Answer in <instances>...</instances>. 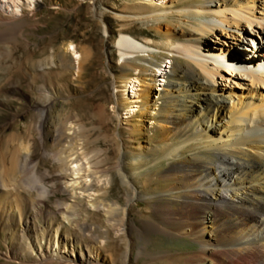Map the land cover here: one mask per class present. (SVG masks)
<instances>
[{"label":"rangeland","instance_id":"374dc122","mask_svg":"<svg viewBox=\"0 0 264 264\" xmlns=\"http://www.w3.org/2000/svg\"><path fill=\"white\" fill-rule=\"evenodd\" d=\"M27 1L15 0V8L0 0L5 20L0 22V264H123L129 245L128 264H147L151 254L176 260L195 252L191 237L142 233L145 222L159 223L155 208L184 197L161 194L171 183L164 178L170 166L158 159L170 145L160 143L153 121L174 58L154 30L156 18L165 15L145 14L185 3L35 0L28 6ZM182 15L187 26L203 19ZM120 33L153 40L149 55L135 60L153 71L147 80L137 73L118 80ZM67 44L75 47L76 60ZM152 100L158 106L144 111L143 101ZM194 152L187 149L175 162L217 161L212 152ZM128 171L137 173L145 198L124 215L131 191L118 174ZM110 208L118 226L128 225L111 229ZM108 241L109 251H103ZM140 246L146 252L137 259Z\"/></svg>","mask_w":264,"mask_h":264},{"label":"bare ground","instance_id":"6f19581e","mask_svg":"<svg viewBox=\"0 0 264 264\" xmlns=\"http://www.w3.org/2000/svg\"><path fill=\"white\" fill-rule=\"evenodd\" d=\"M10 1L18 8L15 0ZM34 1L28 0V6ZM145 1L151 6L155 2ZM181 2L183 7L156 8L145 16L165 15V20L156 18L154 30L165 38L168 54L174 58L167 86L158 93L161 104L153 121L160 143L170 145L158 159L170 166L164 178L171 183L161 194L184 193V197L181 202H168L166 209L155 208L159 223L145 222L142 233L191 237L198 249L176 260L164 253L151 254L147 264H264V0ZM183 13L203 19L187 26ZM144 40L119 34L116 45L123 61L119 81L128 80L132 73L145 81L147 73H153L135 62L136 55L150 53L153 40ZM66 46L76 60L73 44ZM149 80L157 82L154 76ZM143 102L144 111L158 106L156 100ZM192 148L194 153L212 152L217 161L175 162L177 155ZM118 175L131 191L123 211L127 215L131 204L145 196L137 173ZM115 214L110 208L109 225L114 231L128 225L122 221L118 226ZM109 241L103 251H109ZM128 248L123 264L131 255ZM145 252L140 246L137 259ZM80 260L87 263L83 254Z\"/></svg>","mask_w":264,"mask_h":264}]
</instances>
